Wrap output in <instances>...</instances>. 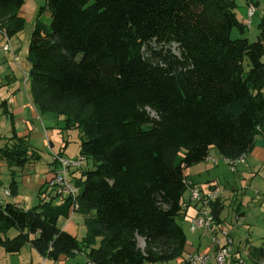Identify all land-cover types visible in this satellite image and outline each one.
<instances>
[{"label":"trees","instance_id":"obj_1","mask_svg":"<svg viewBox=\"0 0 264 264\" xmlns=\"http://www.w3.org/2000/svg\"><path fill=\"white\" fill-rule=\"evenodd\" d=\"M23 4L0 0L8 37L25 27ZM236 8V0H44L26 81L40 113L80 132V155L92 168L71 174L79 187L72 211L86 236L57 227L70 215L69 199L29 209L3 203L0 250L14 255L27 245L59 264L77 255L94 264H180L185 171L211 149L237 160L264 135V11L250 41ZM10 140L0 148L8 164L38 159L23 139ZM222 209L217 200L219 223Z\"/></svg>","mask_w":264,"mask_h":264},{"label":"crops","instance_id":"obj_2","mask_svg":"<svg viewBox=\"0 0 264 264\" xmlns=\"http://www.w3.org/2000/svg\"><path fill=\"white\" fill-rule=\"evenodd\" d=\"M238 3H240L243 6L241 9L244 11V14L241 15L242 17H239L238 13L236 12V15L242 23H246V20L248 21L247 7L250 4V2L249 0H240V1L238 0ZM40 5L42 4L40 3L39 0H24V4L22 5L19 11L20 16L25 20V27L30 26L31 28L30 30H32L33 28L35 17ZM44 15L49 17V14L47 12H45ZM251 24L252 21L250 19L249 25ZM24 29L18 32L15 36L9 37L11 45L15 50L16 61L14 62L13 59L10 57V55H3L2 53H0L3 61H6L4 65L3 64L0 65V148H2L5 145L12 144L13 141L10 140V137L12 135H16V137H19L25 141V144L28 146V153L30 154L32 153L33 155H36L38 159L36 160L31 159L28 163L24 164L21 167L12 166L8 163L7 165L5 163L9 171H10L9 169L10 167L13 168L11 169L12 178L8 186L0 180V184H2V191H3L2 194L4 196L2 199L3 202H0V204L13 203L18 205L22 209H29L39 204L42 200L46 201L47 198H45V193L47 191L49 192V199L47 201L52 202V200L55 198L54 193L47 186V182L52 176V172L54 168V164L52 163L51 160L52 155L59 154L66 158H75L77 156L75 157L66 156L65 148L67 145L66 142H63V139L60 144L61 147L58 150L56 149L58 144L55 141V136H53L52 129L58 124L59 121L56 120L57 118H54L55 114L53 113H40L35 108L32 98L30 96L29 83L27 81L25 82L23 80L22 82L21 80L17 79L18 67L22 65H27V69H26L27 73L29 72L30 69V64L27 60V49H28L29 35L31 31H29L25 35L23 34ZM1 39L2 37L0 36V41H2ZM12 61L16 63V65ZM11 66L14 67V70L11 68ZM49 114H52L53 116ZM57 117H61V116H57ZM37 143H40L42 144L43 147H45V152L43 157H42V153L36 150L35 146ZM208 157L210 159H213L214 161L205 160L204 162L194 165L185 171L186 178L193 184V186L197 187L202 192L207 191L208 189H215V188L219 189V187L220 188L222 187V185L218 181L219 175L213 173V169L218 167L217 163L220 161V159H222V157L217 153L215 149L210 150ZM86 162L88 161L86 160ZM258 163H264V135H259L256 137L253 149L247 155H245L244 161L238 164L243 165L244 168H250V167L252 168L255 167L256 164ZM1 172L2 170H0V174ZM2 180H4V178ZM12 181L16 183L15 195L11 193L10 196H5L4 192L7 189L10 190V184ZM60 199L63 202L65 200V198L62 197H60ZM219 203L223 205V209H224L225 203L222 197L219 199ZM183 206H184V215L181 218V221H183L187 225L188 231L191 234L196 233V237H197V244L193 245L191 242L187 240V235L184 231L187 240L185 246V253L200 252V253L209 254L211 256L210 257L211 261L209 260L210 262H208L207 264L209 263L215 264L214 259L212 258L213 256V252L211 249L212 243L209 246H207L206 249H202V250L200 249L201 238L203 237L204 232L206 233L208 232L199 229H196L195 231L190 230V227L192 226V220L195 218L197 214V208L195 207V204H193L190 201L189 191L185 192V194L183 195ZM222 211L219 215L221 224L223 223ZM179 224L182 227V224L180 222ZM208 235L210 236L209 233ZM244 243L242 245L239 244L238 247H233L234 252H238L241 254V250L244 251L245 248L247 247L248 251L246 252V254L249 255L254 254L253 257L258 261L260 260L261 263V261L264 260V256H261L259 249H264V246L261 245L258 247L257 246L251 247L248 241ZM24 247H22L20 252L17 254L14 255L7 254V256H4L5 263L2 264L39 263L41 260L40 256L33 249L32 250L34 251L35 254L32 252V250H26V253H28L30 257L28 263H25L24 259L21 257V255L24 253L23 252ZM27 247L28 249H31L29 246ZM78 256L81 257L80 261H71L72 258H70V259H65L63 264H87V259L85 257L81 255ZM253 261L255 262V260ZM52 263L53 261L51 260L45 261V264H52ZM174 263L177 264V262L175 261ZM161 264H165V263H161Z\"/></svg>","mask_w":264,"mask_h":264},{"label":"rangeland","instance_id":"obj_3","mask_svg":"<svg viewBox=\"0 0 264 264\" xmlns=\"http://www.w3.org/2000/svg\"><path fill=\"white\" fill-rule=\"evenodd\" d=\"M41 4H43L44 0H39ZM240 1V0H239ZM237 2L236 12L239 17L244 14V11L241 9L243 6ZM251 4H253L254 8H256V12L251 18L252 24L249 25V28L245 29L244 37H247L250 41H255L257 35L259 33L258 24L260 18L264 11V0H249ZM41 20L44 23L49 22V17L43 15ZM251 28V29H250ZM30 26H26L23 34H27L30 30ZM250 29V30H249ZM233 37H238V33L233 31ZM13 62V61H12ZM264 62V57H263ZM6 61H3L0 55V65H4ZM14 63V62H13ZM16 65V63H14ZM11 65V64H9ZM21 67V68H20ZM18 67L17 79L27 80L28 73L26 71L27 65H22ZM14 70V67L11 66ZM23 84V83H22ZM28 85V84H27ZM53 116L52 114H49ZM54 118H57L58 124L52 129L53 136H55V141L57 142L56 149L58 150L61 146V142H66V156L75 157L80 154V132L77 129H69L63 130L64 123L61 117H57L54 115ZM61 120V121H60ZM52 125V124H51ZM36 150L42 153V157L45 152V147L42 144H36ZM30 154V153H28ZM45 157V156H44ZM47 159V158H46ZM82 170H89L92 168V164L90 160H87ZM7 161L4 159L0 160V170H2L0 174V180L8 186L11 181V169L8 170L6 164ZM43 164V163H42ZM8 165V164H7ZM215 169H213V173L219 175L218 181L222 185L219 189L222 190V199L224 200L225 206L222 211V227L229 233V236L233 240V247H238L239 244H243L248 241L249 245L252 246H264V163H258L255 167L244 168L243 165L237 164L235 172H232L229 169L228 163L222 158L217 163ZM37 170V169H36ZM39 170V169H38ZM80 176L78 173H75V177ZM69 177H73L69 175ZM4 178V180H2ZM8 181V183H7ZM76 186L77 179H73ZM79 188V187H78ZM2 184H0V202H3V194H2ZM36 194V193H35ZM35 196V195H34ZM45 198L49 199V192L45 193ZM46 200V201H47ZM63 201H61L59 196H55L52 200L53 205H60ZM59 218L57 220V227L67 231L68 233L77 237L78 240L86 236V228L83 222V216L78 213H73L71 218ZM182 224V227L187 235V240L191 242L193 245L197 244L196 233L191 234L187 225L179 220ZM16 232L14 230L10 231L9 236H13ZM220 237V235H218ZM211 236L208 233L204 232L203 237L201 238V246L200 249H206L207 246L211 244ZM245 244V243H244ZM139 247L143 248V240L138 239ZM248 245V244H247ZM241 247V246H240ZM189 248V245H188ZM245 248V247H244ZM28 247H24L23 254L21 257L24 259L25 263H28L30 255L26 253ZM248 251L247 247L245 250H241V257L245 261V264H262L260 260L258 261L253 257L254 254H246ZM34 253V251L32 250ZM213 252V251H212ZM194 253V252H186V254ZM35 254V253H34ZM7 254L0 250V264L5 263V257ZM253 257V259H252ZM81 257L76 256L71 259V261H80ZM255 260V262L253 261ZM211 261V260H210ZM209 261V262H210ZM64 262V261H63ZM176 262V261H175ZM165 264H175L174 261L167 262ZM211 264V263H209ZM226 264H233L230 260L226 262Z\"/></svg>","mask_w":264,"mask_h":264},{"label":"built area","instance_id":"obj_4","mask_svg":"<svg viewBox=\"0 0 264 264\" xmlns=\"http://www.w3.org/2000/svg\"><path fill=\"white\" fill-rule=\"evenodd\" d=\"M256 8L253 4H249L247 7L248 21L255 13ZM0 36L2 41H0V53L3 55H10L13 61H16L15 50L11 45L9 37L7 36L5 28L2 27L0 23ZM26 81V80H25ZM244 155L239 159L230 161L225 160L228 163L229 169L234 172L236 165L244 161ZM52 163L54 164L52 176L47 182L48 188L52 190L55 196H60L65 199H69L72 202L71 212L69 219L71 218L74 209L78 208L76 202L79 188L73 181V177H69L73 172L80 173L84 165L86 164V159L82 155H78L75 158H66L59 154L52 155ZM207 160L214 161L209 157ZM187 188L189 191L190 201L195 204L197 208V214L192 220L191 231L196 229L205 230L211 236V249L213 251L212 258L215 264H226L227 261H231L233 264H245L241 255L233 250V240L229 236V233L223 229L222 224L217 222L213 214V204L222 197V190L218 188L208 189L202 192L197 187L193 186L190 181H187ZM5 196H10V190L7 189L4 192ZM68 219V220H69ZM220 235V237H218ZM244 248V247H243ZM210 255L206 253L194 252L186 254L180 264H207L210 260ZM46 258H42L37 264H45ZM264 264V260L261 261ZM52 264H59L58 262H53ZM87 264H94L90 261Z\"/></svg>","mask_w":264,"mask_h":264}]
</instances>
